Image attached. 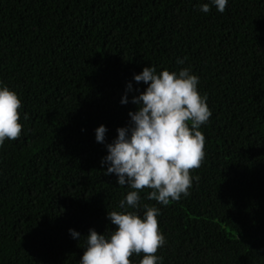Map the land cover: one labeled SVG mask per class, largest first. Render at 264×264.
<instances>
[{
	"label": "trees",
	"instance_id": "1",
	"mask_svg": "<svg viewBox=\"0 0 264 264\" xmlns=\"http://www.w3.org/2000/svg\"><path fill=\"white\" fill-rule=\"evenodd\" d=\"M208 2L0 0V83L20 98L23 126L0 147V264H79L89 229L115 230L107 213L132 189L101 159L149 66L190 68L212 115L190 194L164 206L144 188L128 210H160L163 264H264V0L201 12Z\"/></svg>",
	"mask_w": 264,
	"mask_h": 264
},
{
	"label": "clouds",
	"instance_id": "2",
	"mask_svg": "<svg viewBox=\"0 0 264 264\" xmlns=\"http://www.w3.org/2000/svg\"><path fill=\"white\" fill-rule=\"evenodd\" d=\"M228 2L209 0L199 10L208 13L211 5L223 13ZM177 63L183 64L184 60L178 58ZM133 79L147 87L132 97L131 103L137 110L129 112V124L116 130V138L105 145L107 155L101 159L102 167L107 168L105 175L115 174L116 183L127 185L132 191L119 202L121 211L107 213V219L116 226L110 236L89 229L79 264H134L130 257L141 253L144 255L140 264H163V257L156 255L166 244L158 226L160 210L145 204L141 217L128 209L138 208L139 191L144 188L152 190L146 194L147 199L167 206L187 197L193 181L199 180L190 170L199 168L205 158V137L199 129L212 113L207 96H201L197 90L198 76L190 68L157 73L155 67L149 66L134 74ZM131 90L129 82L126 92ZM128 102L127 95L123 96L121 104ZM19 109L21 100L17 93L0 83V147L5 140L21 136ZM27 118L25 114L24 119ZM106 132L104 125L97 127L96 142L103 144ZM69 234L80 239V233L74 229H69Z\"/></svg>",
	"mask_w": 264,
	"mask_h": 264
}]
</instances>
